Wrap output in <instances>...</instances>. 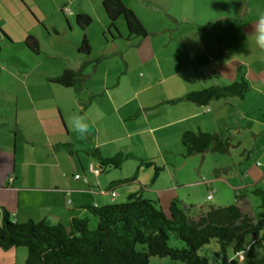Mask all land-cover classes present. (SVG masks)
<instances>
[{
  "label": "crops",
  "instance_id": "obj_1",
  "mask_svg": "<svg viewBox=\"0 0 264 264\" xmlns=\"http://www.w3.org/2000/svg\"><path fill=\"white\" fill-rule=\"evenodd\" d=\"M77 1L0 0V31L10 41L0 39V222L5 211L20 224L67 225L72 218H86L87 206L119 204L130 194L167 212L173 199L184 208L197 206L199 191L211 193L216 207L242 198L239 207L254 217L249 189L264 183V49L248 34L264 13V0H211L209 15L175 14L172 4L182 0H137L150 12L144 19L121 0L148 33L133 44L123 35L120 18L113 25L121 38L106 39L115 32L105 13L92 7L104 0H88L94 18L85 8L68 9ZM78 15L89 17L91 25L95 21L97 31L93 25L76 28ZM28 39L36 46L28 49ZM83 40L89 59H101L88 71L89 81L80 91L55 84L65 69H78L84 61L75 53ZM109 58L121 59L129 77L121 93L110 91L119 82L110 83L107 72L97 75ZM241 78L250 90L240 101L169 104L185 93ZM97 110L102 118H96ZM74 113L95 121L84 140L70 127ZM197 131L226 133L228 153L219 158L204 153L199 163L200 153L184 157L180 138ZM92 149L102 157L129 156L113 169L90 157ZM253 159L261 165L250 173L244 163ZM141 161H151L160 172L154 177V168ZM24 259L23 250L0 249V264Z\"/></svg>",
  "mask_w": 264,
  "mask_h": 264
},
{
  "label": "trees",
  "instance_id": "obj_2",
  "mask_svg": "<svg viewBox=\"0 0 264 264\" xmlns=\"http://www.w3.org/2000/svg\"><path fill=\"white\" fill-rule=\"evenodd\" d=\"M101 5L110 28L115 32L114 36L112 32L108 33L112 39L121 38L113 25L119 18L127 30V42L141 40L148 35L121 0H104ZM74 23L84 31L90 20L87 16L78 15ZM0 39L6 45L10 44L1 31ZM24 45L27 48L36 46L30 39ZM76 53L84 59L80 67L65 69L53 81L59 86L80 91L88 79L85 70L94 68L101 59H89L90 48L85 40L78 45ZM248 90L249 83L241 78L224 86L185 93L169 104L186 101L206 106L216 99L240 101ZM230 139L224 132H184L180 143L184 157L207 152L225 155ZM99 152L92 149L87 154L100 161L103 167L113 169H119L129 156L117 153L112 157H102ZM141 162L154 168V177L161 170L151 161ZM249 193L259 199L257 208L263 213L258 218L251 217L239 207L242 198L222 207L197 206L194 215L190 209L195 207L184 208L181 201L173 199L165 214L157 202L133 194L119 204L87 206L84 208L88 213L86 218H72L67 225L58 223L52 227L33 221L20 224L4 211L0 222V249L25 248L23 264H147L149 258H165L179 264H209L205 257L198 255V251L214 240L220 249L215 257L221 255L223 262L264 264V189L254 185ZM247 237L252 238L251 243L242 254ZM227 245H231L234 254L229 260L225 253ZM239 255L241 260L237 258Z\"/></svg>",
  "mask_w": 264,
  "mask_h": 264
},
{
  "label": "rangeland",
  "instance_id": "obj_3",
  "mask_svg": "<svg viewBox=\"0 0 264 264\" xmlns=\"http://www.w3.org/2000/svg\"><path fill=\"white\" fill-rule=\"evenodd\" d=\"M124 3H127V5L128 6H130L131 8H133V10L135 11V13L141 18V19H144V17H149V16H151L150 15V12L147 10L148 8H143V7H140V5H139V2L137 1V0H135V1H133L132 2V0H122ZM141 1H143V3H146V1L145 0H141ZM197 1H199V0H190V3L188 2V0H182V1H174L173 2V4H172V9H173V12L175 13V14H178V13H180L181 12V14H183V13H185L186 11H189V10H192V11H196V12H205V14H210V12L211 11H213L214 10V7H212V4H211V0H206V4H204V5H200ZM95 3V2H94ZM94 3H92V7L95 9V8H97L98 9V11L99 10H101V12L103 11L102 10V5L99 3V5H97V3H96V5L94 4ZM68 7V6H67ZM90 5H88V0H78L77 1V3L75 4V7H72L71 6V8H68L69 10L71 9V10H76V9H82V8H85L88 12H89V15L90 16H92V18H94V16H95V13H94V11H93V8H92ZM216 10V9H215ZM143 11H144V13H143ZM104 12V11H103ZM160 11H155L154 10V15H156V16H159V13ZM168 13V12H167ZM62 14V13H61ZM169 14V13H168ZM63 16V15H62ZM121 19V21H122V18H120ZM122 24L124 25V23H123V21H122ZM75 25V24H74ZM93 25V26H92ZM90 24L89 25V27H87L88 28V30H89V28H91V26H92V30H93V32H96L97 31V24L95 23V21H94V23L93 24ZM174 25V24H173ZM77 28V27H76ZM112 34H113V32H112ZM127 34V36H128V33H127V30L125 29V26H124V33H123V35L125 36ZM67 35V34H66ZM65 35V36H66ZM87 34L86 33H83V36L82 37H84V36H86ZM106 39L110 42L111 41V36H109L108 34H106ZM123 39V38H122ZM138 40V39H137ZM118 41H120V40H118ZM139 41V40H138ZM133 42L134 41H130V44H133ZM119 43H121V42H119ZM124 43V42H123ZM29 49V48H28ZM76 52H77V50H76ZM75 52V53H76ZM76 56L77 57H81V56H79L77 53H76ZM83 57V56H82ZM105 61V62H104ZM102 63H100L101 65L99 66V69H97V71L96 72H98L97 73V75L98 74H101L103 71L104 72H107L108 74H106V75H108V78H109V80H110V83H113V84H116L117 82H119V85L118 84H116V85H114L113 86V89H110V91L111 90H113V92H115V91H117V90H115V88H118L119 89V92L121 93L122 91H123V89L122 88H126V87H128V82H130L129 81V77L128 76H124V74L126 73V72H124L123 70H125V68H124V65H123V61H121V59H119V58H109L108 60H104ZM96 68V66L94 67V68H87L86 70H85V72L86 73H88V71L89 70H94ZM96 75V76H97ZM100 76H102V75H100ZM95 80H96V78H95ZM89 81V80H88ZM87 81V82H88ZM91 84V83H90ZM212 155V157H217V158H219L220 156H218L216 153H214V154H211ZM201 161V157H200V155H199V157H198V163ZM255 161H258L259 162V160H249V161H246L244 164L245 165H247L249 168H250V173L252 172H254V170L258 167V166H256L254 163H256ZM260 163V162H259ZM206 167L205 166H203L202 167V171L201 172H206ZM221 172H223V170L221 171ZM251 178L253 177V175H251L250 176ZM262 188L264 189V183L262 184ZM196 193V201H198V204H197V206L199 205V206H203V207H207V206H214L213 204H216V203H213V202H215V201H207L206 200V196H205V194L204 193H201L200 191L197 193V192H195ZM241 194H242V192H241ZM250 198V200H252V201H250V206H249V209L252 211V213H253V216L254 217H256V218H258V217H260L261 215L260 214H262L263 213V211L261 210V209H258L256 206L259 204V199L258 198H256V197H253V196H251V197H249ZM230 204V203H229ZM229 204H221L220 206H218V207H222V206H225V205H229ZM197 206H195V209H194V211L192 212V214L194 215L195 213H196V211H197V209H196V207ZM216 206V205H215ZM160 207V206H159ZM163 211V210H162ZM165 214H167V212L166 211H163ZM91 226V225H90ZM251 237H247V239H245V241H244V244H243V247H242V251H241V253L242 254H244V252L246 251V249H247V247L250 245V243H251ZM13 249H16V248H13ZM16 250H23L24 252H26V250H25V248H18V249H16ZM219 246L215 243V241L214 240H211L208 244H206V245H204L199 251H198V255L199 256H201V257H205L206 259H207V261H208V263L209 264H224L223 263V260H222V257H221V255L217 258V257H215V255L217 254V253H219ZM225 253H226V257H227V260L228 259H232L233 258V252H232V247H231V245H227L226 247H225ZM240 263V262H239ZM147 264H179V262H172V261H170V260H168V259H165V258H149V262H147Z\"/></svg>",
  "mask_w": 264,
  "mask_h": 264
},
{
  "label": "clouds",
  "instance_id": "obj_4",
  "mask_svg": "<svg viewBox=\"0 0 264 264\" xmlns=\"http://www.w3.org/2000/svg\"><path fill=\"white\" fill-rule=\"evenodd\" d=\"M248 35L254 37L255 43L260 49H264V13H261L256 23L251 25V31ZM102 117L103 112L97 110L96 118L99 119ZM94 122L95 121L92 117H90L87 113H74L70 117L69 121L72 131L75 132L77 134V138L81 140L87 138L91 129V124Z\"/></svg>",
  "mask_w": 264,
  "mask_h": 264
},
{
  "label": "built area",
  "instance_id": "obj_5",
  "mask_svg": "<svg viewBox=\"0 0 264 264\" xmlns=\"http://www.w3.org/2000/svg\"><path fill=\"white\" fill-rule=\"evenodd\" d=\"M256 166H259L260 165V163L259 162H256V164H255ZM90 172L91 173H94V174H97L98 173V169H90ZM79 176H76L75 178H78ZM112 195H114V193H112ZM211 197H212V194L211 193H209L207 196H206V200H210L211 199ZM239 260H241L242 259V256L241 255H239L238 257H237Z\"/></svg>",
  "mask_w": 264,
  "mask_h": 264
},
{
  "label": "water",
  "instance_id": "obj_6",
  "mask_svg": "<svg viewBox=\"0 0 264 264\" xmlns=\"http://www.w3.org/2000/svg\"><path fill=\"white\" fill-rule=\"evenodd\" d=\"M200 157H201V160L203 159V155H200Z\"/></svg>",
  "mask_w": 264,
  "mask_h": 264
}]
</instances>
